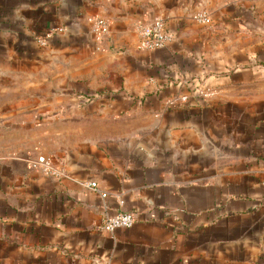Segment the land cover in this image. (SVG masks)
<instances>
[{
    "label": "crops",
    "instance_id": "0c3cea01",
    "mask_svg": "<svg viewBox=\"0 0 264 264\" xmlns=\"http://www.w3.org/2000/svg\"><path fill=\"white\" fill-rule=\"evenodd\" d=\"M0 264H264V0H0Z\"/></svg>",
    "mask_w": 264,
    "mask_h": 264
},
{
    "label": "built area",
    "instance_id": "2783aa9c",
    "mask_svg": "<svg viewBox=\"0 0 264 264\" xmlns=\"http://www.w3.org/2000/svg\"><path fill=\"white\" fill-rule=\"evenodd\" d=\"M193 18L196 22L208 25L212 19L207 9H199L193 14ZM109 27V20L105 18L95 19L92 23L91 32L93 39L98 49H104V42L106 32ZM66 30L63 26H55L48 29L44 35L38 38V41L42 45H46L47 41L59 34L64 33ZM141 47L145 50H156L165 47L174 37L172 33L165 31V24L163 19L155 17L149 24L141 25L139 27ZM37 162L45 165L48 160L45 156H39ZM85 185L91 190L98 191L102 197H106L107 193L101 191L99 184L96 181L86 182ZM136 221L135 214L132 212H119L112 216H107L102 225L101 229L113 232L118 228H129Z\"/></svg>",
    "mask_w": 264,
    "mask_h": 264
}]
</instances>
